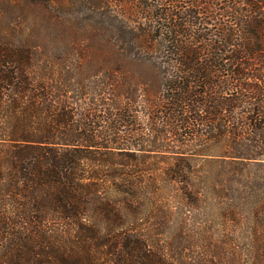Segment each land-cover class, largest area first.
Instances as JSON below:
<instances>
[{"label":"trees","instance_id":"obj_1","mask_svg":"<svg viewBox=\"0 0 264 264\" xmlns=\"http://www.w3.org/2000/svg\"><path fill=\"white\" fill-rule=\"evenodd\" d=\"M0 264H264V0H0Z\"/></svg>","mask_w":264,"mask_h":264},{"label":"rangeland","instance_id":"obj_2","mask_svg":"<svg viewBox=\"0 0 264 264\" xmlns=\"http://www.w3.org/2000/svg\"><path fill=\"white\" fill-rule=\"evenodd\" d=\"M53 42L50 43V48H52V54L49 55V56H61L60 54H58V51L61 50V45H59L58 43H54L52 44ZM95 56H98V55H95ZM172 144V143H170ZM191 153L190 155H194L193 153L194 152H189ZM162 154H153L152 157L154 159H157L158 158H162L161 157ZM204 161L205 159L203 157H193V160H192V168L194 169V171H196V173H200V174H204L205 171H207V167L204 166ZM172 162V161H170ZM167 165H164V164H160V168H166ZM226 204H229L227 203L226 201H222L221 203H213V202H202L201 204H198L196 208L192 209V212H193V217L194 219H196L195 221H190L187 225L188 229L193 227L192 225L195 224L196 222H207V224L210 225L211 228H213L212 230L214 232L217 231V228L214 227L215 226V221L213 218H211V216H208L211 212V210H213L214 208H216L218 205L219 206H224ZM174 236V233L172 232H166L165 236H162L161 237V240H170L172 239ZM238 240L236 242V244H238L240 247H242V240H241V235L238 236Z\"/></svg>","mask_w":264,"mask_h":264}]
</instances>
